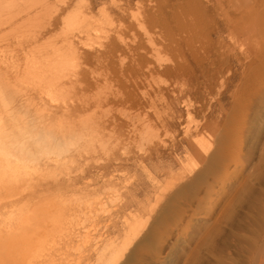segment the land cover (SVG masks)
Here are the masks:
<instances>
[{
	"label": "rangeland",
	"instance_id": "1",
	"mask_svg": "<svg viewBox=\"0 0 264 264\" xmlns=\"http://www.w3.org/2000/svg\"><path fill=\"white\" fill-rule=\"evenodd\" d=\"M212 2L215 9L210 13L189 16L184 0L135 1L123 19L116 10L119 0H21L9 11L0 10V72L17 90V114L27 119L32 130L50 134L62 146L57 154L36 158L35 168L17 179V196L0 201V232L2 220L15 208L17 215L23 209L35 211L38 221L39 210L46 208L42 211L55 220L46 225L47 236L34 241L29 263L67 264L76 259L83 251V221L101 213L99 202L109 204L113 191L137 183L143 188L154 183L156 189L166 186L164 177L154 175L155 180L148 181L150 168L142 162L147 153L159 155L156 160L164 164L172 161L176 172V165L186 158L179 146L186 126L192 133L197 126L206 136L207 127L221 123L230 106L238 103L244 70L231 59L242 58L239 54L257 42L255 7L244 0ZM143 10L148 21L139 27L134 18ZM152 19L190 41V50L183 44L156 54L153 48L160 38ZM217 26L222 29L220 37L215 35ZM217 50L224 57L200 59ZM56 57L68 60L62 74L49 71L47 81L36 80L47 74L43 69H50ZM147 62L159 69L177 67L179 73L161 69L147 73ZM71 107L82 111L72 119L48 116L52 110ZM87 126L100 127L104 136H89L83 129ZM65 130L69 133L63 138ZM192 139L187 141L193 143ZM164 140H169L166 149ZM174 144L179 146L177 152L171 151ZM134 175L138 180L132 182ZM85 201L91 202L90 210L82 208ZM214 204L198 206L208 220ZM70 205L73 228L68 222ZM172 242L167 240L160 257L183 264L180 246L170 250ZM142 259L140 264H146L148 259Z\"/></svg>",
	"mask_w": 264,
	"mask_h": 264
},
{
	"label": "bare ground",
	"instance_id": "2",
	"mask_svg": "<svg viewBox=\"0 0 264 264\" xmlns=\"http://www.w3.org/2000/svg\"><path fill=\"white\" fill-rule=\"evenodd\" d=\"M17 1L21 0H0V10H11ZM135 1L142 3L145 0H119L116 10L121 19ZM184 1L189 16L210 13L215 9L212 0ZM244 1H251L248 7H255L253 38L257 42L253 44L255 47L239 54L242 58L231 59L244 70L240 76L242 90L238 94V103L230 106L221 123L213 128L207 127L206 136L197 126L193 133L190 125L186 126L179 145L186 158L176 165V172L172 161L164 164L156 160L159 155L147 153L142 162L150 168V173L146 174L148 181H154V175L164 177L166 186L156 189L158 183H154L155 186L152 184L146 189L137 183L130 188L113 191L109 204L99 202L101 213L92 220L83 221L82 253L67 264H140L144 256L148 259L146 264H174L170 257H160L168 239L173 240L170 250L180 246L179 258L182 257V261L185 257L183 264H264V0ZM27 2L25 4L28 5ZM141 12L134 18L139 27L148 21L147 13ZM151 23L160 38L153 48L156 54L160 49H178L183 44L190 50L191 42L167 30L164 22L152 19ZM166 32L169 39H165ZM215 32L220 37L221 27L217 26ZM107 53L109 58L112 57L111 52ZM100 55L105 59L108 57ZM200 57L217 61L224 57V53L217 50ZM150 63L147 62V73L160 69L179 73L177 67L159 69ZM67 64V58L56 57L50 69L48 66L43 69L47 74L36 80L48 79L49 71L55 75L62 74ZM16 92L0 72V142L4 146L0 153V201L15 198L17 179L37 165L36 158L16 156L9 151L11 141L38 134L28 126L27 119L18 116L14 106ZM81 111L79 107L56 109L48 116L50 119H72ZM91 127H83L89 136H104L103 129ZM68 133V130L61 131L63 138ZM44 136L49 140L50 152L57 154L62 151V146H57L50 134ZM188 137L193 138V143L187 141ZM168 141H162L163 149L169 147ZM67 143L65 141L63 145ZM179 146L174 144L171 151L177 152ZM133 180H138L137 175L132 177ZM213 202L215 211L208 220L198 206ZM195 203L196 206L193 205ZM90 205L91 202L86 204L85 201L82 208L90 210ZM42 210L47 211L46 208L39 210V221L37 213L29 208L21 210L18 215L15 208L2 220L0 264L29 263V255L34 253V241L47 236L46 225L55 221ZM196 215L198 217L194 220ZM68 217L70 228H73L75 215L72 205L68 208ZM188 249L190 251L184 255Z\"/></svg>",
	"mask_w": 264,
	"mask_h": 264
},
{
	"label": "clouds",
	"instance_id": "3",
	"mask_svg": "<svg viewBox=\"0 0 264 264\" xmlns=\"http://www.w3.org/2000/svg\"><path fill=\"white\" fill-rule=\"evenodd\" d=\"M49 140L43 134L28 135L20 139L11 141L9 151L16 156H29L39 158L40 156L51 154L48 149ZM4 151L3 143L0 142V153Z\"/></svg>",
	"mask_w": 264,
	"mask_h": 264
}]
</instances>
